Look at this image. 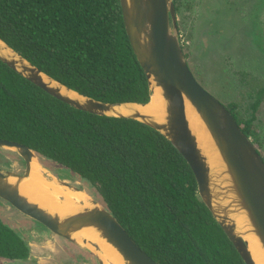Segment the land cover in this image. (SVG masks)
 Returning a JSON list of instances; mask_svg holds the SVG:
<instances>
[{
  "label": "trees",
  "instance_id": "trees-1",
  "mask_svg": "<svg viewBox=\"0 0 264 264\" xmlns=\"http://www.w3.org/2000/svg\"><path fill=\"white\" fill-rule=\"evenodd\" d=\"M173 2L178 13L180 0ZM187 19L190 39L194 21ZM0 39L81 95L149 100L119 0H0ZM230 64L236 97L223 106L264 162V78ZM0 139L28 147L51 173L78 182L157 264H244L200 200L185 160L152 128L76 110L0 62ZM27 255L19 229L0 219V262L22 264Z\"/></svg>",
  "mask_w": 264,
  "mask_h": 264
},
{
  "label": "water",
  "instance_id": "water-1",
  "mask_svg": "<svg viewBox=\"0 0 264 264\" xmlns=\"http://www.w3.org/2000/svg\"><path fill=\"white\" fill-rule=\"evenodd\" d=\"M131 50L149 90L146 103H107L81 95L41 72L0 39V62L51 97L96 116L137 121L162 135L189 166L200 200L221 228L244 264H256L249 241L264 259V162L232 115L194 79L183 54L173 0H119ZM160 97L158 115L145 107ZM195 113L207 140L204 148L186 117ZM0 149L14 153L23 165L18 171L0 168V199L15 211L60 238L86 248L96 264L98 241L111 247L121 264H157L129 237L110 211L85 190L46 169L28 147L0 139ZM36 160L43 178L58 187L82 194L65 212L45 207L19 191ZM89 235V236H88Z\"/></svg>",
  "mask_w": 264,
  "mask_h": 264
},
{
  "label": "rangeland",
  "instance_id": "rangeland-1",
  "mask_svg": "<svg viewBox=\"0 0 264 264\" xmlns=\"http://www.w3.org/2000/svg\"><path fill=\"white\" fill-rule=\"evenodd\" d=\"M175 14L179 41L187 54L192 76L221 104L236 97L237 81L227 70V60L235 70L264 78L263 21H260L264 19V0H180ZM187 16L194 21L190 39ZM260 135L264 136V126ZM5 166L17 171L16 162Z\"/></svg>",
  "mask_w": 264,
  "mask_h": 264
},
{
  "label": "flooded vegetation",
  "instance_id": "flooded-vegetation-1",
  "mask_svg": "<svg viewBox=\"0 0 264 264\" xmlns=\"http://www.w3.org/2000/svg\"><path fill=\"white\" fill-rule=\"evenodd\" d=\"M9 154L0 149V168L8 169L5 164L16 162L17 171L20 172L23 169L21 160L16 159L13 153ZM67 180L71 183L76 182ZM0 219L3 223L18 228L26 240L28 255L22 264H96L88 250L53 234L47 228L15 211L1 199ZM0 264L15 263L0 262Z\"/></svg>",
  "mask_w": 264,
  "mask_h": 264
},
{
  "label": "bare ground",
  "instance_id": "bare-ground-1",
  "mask_svg": "<svg viewBox=\"0 0 264 264\" xmlns=\"http://www.w3.org/2000/svg\"><path fill=\"white\" fill-rule=\"evenodd\" d=\"M145 110L148 113L154 115H158L160 113L161 102L160 97L157 94L151 97L149 103L145 107ZM185 110L190 127L196 133L200 142H202L201 145L204 148H207V140L205 138V134L195 113L188 104L186 105ZM19 191L32 201H35L59 213L67 211L68 209H70V206L73 202L81 200L84 197L82 194L71 193L64 188L55 186L47 182L41 174V170L39 168V165L37 164V161L34 159L31 161L29 178H27L20 184ZM97 244H99L100 247L99 256L103 260V262H105V264L106 262H110L112 264H121L119 257L111 247L107 246L101 241H98ZM249 249L255 263L264 264L262 252L260 251L256 243L252 240L249 241Z\"/></svg>",
  "mask_w": 264,
  "mask_h": 264
}]
</instances>
